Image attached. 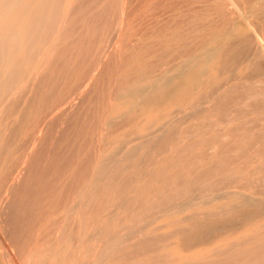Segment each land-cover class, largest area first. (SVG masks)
Here are the masks:
<instances>
[{
    "label": "rangeland",
    "instance_id": "374dc122",
    "mask_svg": "<svg viewBox=\"0 0 264 264\" xmlns=\"http://www.w3.org/2000/svg\"><path fill=\"white\" fill-rule=\"evenodd\" d=\"M220 1H43L47 12L51 10L50 13L57 15L56 23L50 29L46 28V32H52L50 39L44 41L42 51L30 56V69L23 73V76L27 75L16 77L11 86L13 89L10 88L0 100V206L3 205L0 213L8 204L0 214V264H264V100H254L259 103V109L253 108L252 113V103L247 101L251 94L264 92V75H261L262 78L256 76L253 65L256 61L260 62L259 68L264 71V63L254 54V49L236 56L241 59L236 58L233 60L235 64L232 62L234 66L230 64L225 69L228 75L225 71L219 73L217 80L222 85L230 81V87L222 91V85L219 87L220 83L216 81L221 91L215 99H208L206 92H203L205 97L200 96L203 93L199 95L203 85L195 96L192 93L188 97L184 105L188 109L181 118L169 122V126L165 125L160 130L164 132L154 135L157 137L149 141L147 134L143 137L142 133L135 132L126 138L129 141L125 143V139L120 142L121 135L115 133L117 130L119 133V128L125 126L126 122L129 123L126 108L130 104L135 105L144 96L147 88L143 87L152 82V78L156 80L155 77L164 76L172 66L196 59L200 50L218 51L216 53L220 55L225 48L228 49V42L214 46V38L210 40L212 37L196 44L195 34L187 31H190L188 25L195 16L205 12L215 25L218 23L217 27L220 26L218 9L225 11L228 17L244 16V19H239L242 22L253 20L258 24L264 18V0H236L239 4L235 0L234 4ZM257 5L262 10L259 11ZM233 9H238L240 13ZM186 23L187 30L184 29ZM176 26L182 27L187 36ZM216 26L200 29L201 32L206 29L204 37L213 34L218 37L224 29ZM164 29L167 36L161 35ZM171 31H177L175 35L179 34V38L176 36V39ZM180 31L186 38L180 37ZM172 37L177 43L171 40L177 46L174 45L175 50L169 48L173 49L170 46L173 44L168 40ZM185 39L194 43L191 45ZM110 41L115 46L109 50ZM50 43L52 49L47 50ZM149 47L153 49V54L157 53L160 62L150 52L148 54L153 58L145 56ZM140 49L147 50L137 55ZM189 53L194 54L191 56ZM126 58H129V62ZM209 58L208 55L202 56L199 62L205 61L203 66L202 62H197L200 66L195 63L188 73H196L198 69L195 78L199 77ZM150 61L153 65H150ZM145 64L149 66L148 69ZM150 66L157 68L151 69ZM123 68L128 69L127 72ZM127 76L128 79L134 78L126 81ZM200 97L207 100L203 102L199 100ZM118 99L126 101L123 104ZM117 105L124 107L123 116L119 115L121 110L114 111ZM246 109H249L248 112ZM254 110L258 112L254 113ZM113 116L121 123L115 122ZM134 141L138 144L134 145ZM120 143L123 145L120 146ZM105 144L109 146L106 148ZM110 148L117 151L113 152ZM102 163L107 166H102ZM157 177L160 178L156 180ZM218 194L223 197L217 201L211 200ZM195 202H202L199 205L203 209ZM204 208L212 210L207 209L205 213L202 212ZM175 210L179 212L175 213ZM167 212H174L177 220H163L162 225L168 224L163 225L162 229L159 222L158 226L155 225L157 230L154 227L131 234L133 242L129 243L128 239V242L113 249L101 250L112 235L113 238L117 235L123 237L125 233L119 235L120 232ZM3 220L6 223L1 226ZM207 223H213V227H208ZM204 225L214 232L211 230V233ZM3 241L8 245L5 243V246ZM3 245L5 248H2ZM93 248H101V251L97 253V249ZM93 258H96L95 262Z\"/></svg>",
    "mask_w": 264,
    "mask_h": 264
},
{
    "label": "bare ground",
    "instance_id": "6f19581e",
    "mask_svg": "<svg viewBox=\"0 0 264 264\" xmlns=\"http://www.w3.org/2000/svg\"><path fill=\"white\" fill-rule=\"evenodd\" d=\"M44 1V0H43ZM43 1L42 0H0V100L4 97V94H7L9 91H10V88H11V90L13 89L11 86H13V84L15 83L14 81H15V79H16V77H18L19 75H22L23 76V73H25V70L26 71H28L30 68L28 67L29 66V63L30 64H32L30 61V56L33 54V53H37L38 54V51H42V47L44 46L43 45V43H45L47 40H49L50 39V33H52V32H50V31H48V29H50V27L54 24V23H56L55 21H56V14L53 12V14L52 13H50L51 12V10H50V12H47L48 10H46V7L45 6H43ZM46 2H47V0H45ZM50 2L52 1V0H49ZM197 1H199V0H197ZM217 0H215V2H216ZM222 1V0H221ZM221 1H220V3H221ZM224 1V0H223ZM226 1H228V2H230V3H232V4H234L233 3V0H226ZM236 1V0H235ZM125 2V1H124ZM206 2V1H205ZM209 2V1H208ZM237 2V1H236ZM235 2V3H236ZM214 3V2H213ZM224 3V2H223ZM230 3H228V6H231V4ZM238 3V2H237ZM246 4H247V2H245ZM249 3V2H248ZM50 4V3H49ZM227 4V3H226ZM230 4V5H229ZM239 4V3H238ZM48 5V4H47ZM216 5V4H215ZM220 5V4H219ZM223 5H225V4H223ZM263 5V4H262ZM51 6V5H50ZM53 6H54V4H53ZM238 6V5H237ZM258 6V5H257ZM234 7V6H233ZM236 7V6H235ZM232 8V7H231ZM258 9H259V11H260V9L261 8H259V6L257 7ZM50 9V8H49ZM199 9V8H198ZM202 9V8H201ZM255 9H256V7H255ZM206 10V9H205ZM219 10V13L220 14H218L220 17L218 18V19H220V21H219V25L220 26H222L221 28H223L224 29V31L222 32V33H220V35H218V37L216 36V35H210V36H206V37H204V31L206 30H204L203 31V29H202V32H201V27H204V26H208V27H210V26H213V27H215L218 23H216V25H215V23H213V21H211V19L210 18H208V16H207V14H200V15H197V16H195L193 19H192V21H190V25H188V26H190L189 28H190V31H189V29H188V26H187V23L185 24V26H186V28L184 27V29H188L187 31L190 33V32H192V33H194L195 34V36L196 37H194V38H196L197 39V42H196V44L198 43V41H200V40H202V39H204V38H206L207 40H209V38L210 37H212V38H210V40H212L213 38H214V40H212L213 42L212 43H214L213 45L214 46H222V44L223 43H229V46H228V49H226L225 48V51H223L220 55L219 54H217L216 52H218V51H208V50H200V48L198 47V45L196 46V48L198 47L199 49H198V51H199V54H198V57L196 58V59H190V60H185L186 62L182 65V63H181V65L179 64V65H174V66H172V68H169V72L167 71L166 72V74L164 75V76H162V77H155V78H157L156 80H154V78H152V82H149V84L148 85H146V86H144L143 87V85H141V86H139V88H140V90H141V88L143 87V88H147L146 90H145V92H144V96L141 98V99H136V100H138V101H136V103H135V105H132V104H130L131 106L130 107H128V108H126L127 110L125 111L124 109H122V108H124V107H122L121 108V105H117L115 108V110L114 111H117V112H120V110H121V114H119V115H122V110H124L125 111V113H128L129 115V117H128V119H130V121H129V123H127L126 122V125L124 126H122V127H120L119 129V133H117V131L115 132L116 134H120L121 135V137L119 138V141L121 140H123V139H125V143H126V141H127V143H128V141L129 140H126V138L130 135V134H132V133H137V134H144V135H142L141 134V136H145L146 134L148 135L147 136V139L150 141L153 137L155 138V137H157L158 136V133H160V132H164L163 130L162 131H160L161 129H163V127L166 125H168L169 124V122H172V121H174V120H176L177 118H181V116H182V114L188 109V107L187 106H185L186 108H184V105H185V103L187 102L186 100L188 99V97L193 93V95L195 96L197 93H198V91L201 89V87H203V85H205L203 88H202V90L203 91H201L200 90V93H199V95L201 94V93H203V92H206L207 94H209V98H208V96H207V98L208 99H212V98H216V95H217V93H219L220 91H221V89H218L217 87V85L220 83L218 80H217V78H219V76H220V72L222 71H225V69L227 70V67L229 68V65L230 64H232V62L234 63V61L233 60H235L236 58H240V57H236V56H240V55H245V54H247V53H250V51L252 50V49H254V50H252V51H254V54H256L257 55V57L259 58V59H261V61H262V64L264 63L263 61H264V18H262L261 19V22L260 23H258V24H256L255 22H252V21H246V20H244V21H246V22H242L241 20H239L240 18H242V19H244L243 17H240V18H236V17H238V16H235V17H228L227 16V14H226V12L225 11H222L221 9H218ZM224 10V9H223ZM228 10V9H227ZM234 10V9H233ZM232 10V11H233ZM236 10H238V9H236ZM236 10H234V11H236ZM262 10V9H261ZM123 11V10H122ZM228 11H230V9L228 10ZM231 12V11H230ZM246 12V11H245ZM258 12V11H257ZM181 13V12H180ZM198 13V12H197ZM238 13H240L239 12V10H238ZM248 13V12H247ZM216 14H217V12H216ZM232 15L234 14V13H231ZM244 14V13H243ZM264 14V13H263ZM122 15H123V12H122ZM241 15H242V13H241ZM250 15V14H249ZM261 15V14H260ZM180 16V15H179ZM262 16V15H261ZM124 17V16H123ZM166 17V16H165ZM172 17V16H171ZM125 18H126V13H125ZM175 18H176V16H175ZM185 18V17H184ZM260 18V17H259ZM124 19V18H123ZM27 20H32V21H34V22H31V21H29V22H27ZM248 20H250V19H248ZM259 20V19H258ZM59 21V20H58ZM125 21L126 20H124V24H126L125 23ZM189 21V20H188ZM160 23V22H159ZM168 24V23H167ZM215 26H214V25ZM181 25V24H180ZM182 26V25H181ZM220 26H218V27H220ZM49 27V28H48ZM167 27V26H166ZM165 27V28H166ZM175 27V26H174ZM173 27V28H174ZM180 26H176V28H178L179 30H183L184 31V29L181 27V28H179ZM207 27V28H208ZM217 26H216V28H218ZM46 28H48L47 29V31L49 32H46ZM171 28H172V26H171ZM176 28L174 29V30H176ZM206 28V27H205ZM163 29V28H162ZM125 30V29H124ZM169 30H172V29H169ZM207 30H210V29H207ZM212 30V29H211ZM214 30V29H213ZM183 31H180V33L181 32H183ZM161 32H162V34H161ZM160 33H158V34H161L162 36L163 35H166V33H167V30H163V31H161ZM171 32H173V34L175 35L176 33L175 32H177V31H171ZM185 32V35H186V31H184ZM189 33H187V34H189ZM157 34V35H158ZM172 34V36H174ZM216 34V33H215ZM120 35V34H119ZM160 35V36H161ZM179 34H177V35H175V37L176 36H178ZM184 35V33H183V35H182V33L180 34V37L182 36V37H185L186 38V36ZM205 35H208L207 33H205ZM154 36H155V34H154ZM161 36V37H162ZM167 36V35H166ZM189 36H191V34L190 35H188V37ZM160 37V38H161ZM169 37V36H168ZM175 37H172V39H170V38H168V40H173V38H175ZM209 37V38H208ZM158 38V37H157ZM159 38V39H160ZM164 38V37H163ZM178 38H179V36H178ZM193 38V39H194ZM176 39H177V37H176ZM191 39V38H190ZM46 40V41H45ZM53 41H54V39H52ZM183 40H184V38H183ZM182 40V41H183ZM186 40V39H185ZM205 40V39H204ZM45 41V42H44ZM53 41H51L52 43H53ZM114 41V40H113ZM113 41L111 42V46L109 47V50L110 49H113ZM165 41V40H164ZM179 42H180V39L178 40ZM186 41H190V40H186ZM192 41V40H191ZM196 41V40H195ZM150 42V41H149ZM166 42V41H165ZM173 42H175L176 43V41H174L173 40ZM172 41L170 42V44H173V45H170V46H173V49H171V47H169L168 45H166L167 46V48L169 47L170 48V50H175L174 48H175V46H176V44H174ZM193 42V41H192ZM192 42H189V44H191ZM209 42H211V41H209ZM124 43V42H123ZM158 43V42H157ZM161 43V42H160ZM159 43V44H160ZM162 43H163V40H162ZM194 43V42H193ZM202 43V42H201ZM47 44H48V42H47ZM184 44H186L185 42H184ZM188 44V43H187ZM186 44V45H187ZM188 44V45H189ZM203 44H205L204 43V41H203ZM203 44H201V45H203ZM211 44V43H210ZM156 45V44H155ZM164 45V44H163ZM175 45V46H174ZM185 45V46H186ZM192 45V44H191ZM200 45V46H201ZM53 46V45H52ZM115 46V45H114ZM185 46H184V49H185ZM190 46V45H189ZM177 47V46H176ZM194 47V46H193ZM51 48V43H50V46H49V48H47V50H49ZM118 48V47H117ZM154 48V47H153ZM160 48V47H159ZM162 48V47H161ZM187 48H189L188 46H187ZM190 48H191V46H190ZM205 48V47H204ZM52 49V48H51ZM144 49V48H143ZM193 49V48H192ZM202 49V48H201ZM207 49V48H206ZM147 50V49H146ZM146 50H138V52L139 53H137V55H140L142 52H144V51H146ZM150 50V51H149ZM153 50V49H152ZM152 50H151V47H149V49L147 50V52H146V55L145 56H149L150 55V53H152ZM157 50H159L158 48H157ZM213 50V49H212ZM113 51V50H112ZM163 51V48L161 49V52ZM178 51V50H177ZM192 51H194V50H192ZM192 51H190V52H192ZM106 52H108V49H107V51ZM111 52V51H110ZM148 52H150L149 54H148ZM156 52V51H155ZM158 52V51H157ZM188 52H189V50H188ZM188 52H186V53H188ZM197 52V51H196ZM195 52V53H196ZM174 53H175V51H174ZM180 53V52H179ZM104 54H106V53H104ZM110 54H112V52L110 53ZM109 54V55H110ZM144 54V53H143ZM163 55L165 54V53H162ZM162 54H160V55H162ZM176 54V53H175ZM182 54V53H181ZM190 54V53H189ZM191 54H194V53H191ZM190 54V55H191ZM136 55V56H137ZM157 56V60H158V55H157V53L156 54H153L152 53V56ZM166 55V54H165ZM171 55V54H170ZM204 55H208V57H210L209 58V61L206 63V64H204V65H206V67H204V68H202V73H201V75L199 76V77H197V78H195L196 77V75L195 74H197V71H198V69L195 71L196 73H188V72H191V68L195 65V63H197V62H199V60L202 58V56H204ZM217 55H219V57H218V59H215L216 58V56ZM34 56V55H33ZM51 56V55H50ZM127 56V55H126ZM130 56V55H129ZM128 56V57H129ZM154 56V57H155ZM169 56V55H168ZM192 56V55H191ZM195 56V55H194ZM32 57V56H31ZM48 57V56H47ZM47 57H46V59H47ZM139 57V56H138ZM142 57H143V55H142ZM149 57H151V56H149ZM148 57V58H149ZM166 57V56H165ZM174 57V56H173ZM176 57V56H175ZM185 57V56H184ZM196 57V56H195ZM248 57V56H247ZM252 57V56H251ZM257 57H255V58H257ZM121 58V57H120ZM151 58H153V57H151ZM150 58V59H151ZM160 58H161V56H160ZM164 58V57H163ZM167 58V57H166ZM186 58V57H185ZM253 58V57H252ZM72 59V58H71ZM102 59V58H101ZM127 59V58H126ZM129 59V58H128ZM127 59V61L129 62V60ZM136 59V58H135ZM145 59V58H144ZM168 60H169V57L167 58ZM166 59V60H167ZM171 59V58H170ZM177 59H180V58H177ZM204 59V58H203ZM206 59V58H205ZM215 59V60H214ZM241 59V58H240ZM239 59V60H240ZM258 59V60H259ZM30 60V61H29ZM33 60V59H32ZM77 60V59H76ZM138 60V59H137ZM148 60V59H147ZM146 60V61H147ZM152 61L154 60V59H151ZM165 60V59H164ZM214 60V61H213ZM217 60V61H216ZM238 60V62H240ZM126 61V62H127ZM133 61V60H132ZM135 61V60H134ZM159 62H160V60H158ZM162 62L161 63H163V60H161ZM176 61H178V60H176ZM183 61V60H182ZM215 61H216V63H215ZM237 61V60H236ZM235 61V62H236ZM242 61V60H241ZM123 62V61H122ZM154 63H155V61H153ZM152 62V63H153ZM179 62V61H178ZM202 62V61H201ZM201 62H199V63H201ZM203 62H205V61H203ZM203 62H202V66H203ZM213 62H214V65H211V64H213ZM244 62V61H243ZM243 62H241V63H243ZM33 63H35V62H33ZM140 63V62H139ZM144 63V62H143ZM148 63H149V61H148ZM147 63V64H148ZM151 63V61H150V65H153ZM168 63V62H167ZM176 63V62H175ZM259 63L260 62H258V61H256V62H254V64L253 65H255V71H256V76H260L261 78H262V76L261 75H264V71L262 70V68L260 69L259 68ZM45 64V63H44ZM125 63L123 62V65H124ZM156 64V63H155ZM154 64V65H155ZM176 64H178V63H176ZM235 64V63H234ZM129 65V64H128ZM131 65V64H130ZM134 65V64H133ZM132 65V66H133ZM157 65V64H156ZM164 65H166V64H164ZM163 65V66H164ZM171 65V64H170ZM196 65H198V63L196 64ZM248 65H249V63H248ZM260 65H261V63H260ZM141 66H142V64H141ZM145 66H147L146 64H145ZM144 66V67H145ZM168 66V65H167ZM198 66H200V65H198ZM232 66H234L233 64H232ZM240 66V65H239ZM244 67H245V64L243 65ZM242 66V67H243ZM251 66H252V64H251ZM250 66V67H251ZM46 67V66H45ZM125 67V66H124ZM131 67V66H130ZM148 67L149 66H147V69H148ZM152 66H150V68H151ZM197 67V66H196ZM242 67H239L241 70L243 69ZM249 67V68H250ZM29 68V69H28ZM126 68V67H125ZM127 68H129V67H127ZM132 68V67H131ZM152 68H154V66L152 67ZM151 68V69H152ZM155 68H157V67H155ZM154 68V69H155ZM159 69H160V67H158ZM162 68V67H161ZM246 68H248V67H246ZM40 69V68H39ZM124 69V68H123ZM122 69V70H123ZM136 69V68H135ZM138 69V68H137ZM151 69H149V71L151 70ZM168 69V68H167ZM196 69V68H195ZM237 69V68H236ZM239 69V70H240ZM125 71L126 70H128V69H124ZM131 70H133V69H131ZM139 70V69H138ZM156 70H158V69H156ZM164 70V69H163ZM166 70V69H165ZM200 70V69H199ZM231 70H232V68H231ZM233 70H235V68L233 69ZM240 70V71H241ZM245 69H243V71H244ZM143 71V70H142ZM160 71V70H159ZM159 71H156L157 73L159 72ZM243 71H241L242 72V74H243ZM250 71V70H249ZM254 71V72H255ZM127 72V71H126ZM129 72V71H128ZM130 72H132V71H130ZM129 72V73H130ZM134 72H136V70L134 71ZM139 72V71H138ZM227 71H225V74H227L226 73ZM142 73V72H141ZM154 73V72H153ZM164 73V72H163ZM198 73H200V72H198ZM127 74V73H126ZM135 74V73H134ZM133 74V75H134ZM138 74V76L140 75L139 73H136V75ZM144 74V73H143ZM152 74V73H151ZM161 74H162V72H161ZM224 74V75H225ZM229 74V73H228ZM227 74V75H228ZM234 74V73H233ZM232 74V75H233ZM252 74H253V72H252ZM27 75V74H26ZM25 74H24V76L23 77H25L26 76ZM123 74L121 73V76H122ZM125 75V74H124ZM219 75V76H218ZM226 75V76H227ZM240 75V74H239ZM38 76V75H37ZM120 76V77H121ZM137 76V79H139V77ZM234 76H236L235 74H234ZM233 76V79L235 78ZM252 76H254V74L252 75ZM126 77V76H125ZM130 77H131V74H130ZM143 77V76H142ZM230 78H232L231 76H229ZM237 77V76H236ZM249 77V76H248ZM20 78V77H19ZM22 78V77H21ZM28 78V77H27ZM92 78V77H91ZM122 78V77H121ZM134 77H132V79H133ZM225 78H227L228 79V77H225ZM224 78V79H225ZM238 78H239V76H238ZM237 78V79H238ZM242 78V77H241ZM251 78V77H250ZM264 78V77H263ZM130 79V81H132V79L131 78H129ZM128 79V76H127V78H126V81H128L129 80ZM227 79H225V80H227ZM246 79H247V77H246ZM246 79H244V80H246ZM249 79V78H248ZM247 79V80H248ZM17 80H19L18 78H17ZM148 80V79H147ZM231 80V79H230ZM250 80V79H249ZM219 82L218 84H217V82ZM242 81V80H241ZM225 82V81H224ZM228 82H230V81H228ZM227 81H226V84H221L220 83V85H219V87L220 88H223V90L222 91H224L226 88H227V86L228 87H230L229 85V83H228ZM17 83V82H16ZM120 83V82H119ZM119 83H118V85H119ZM125 83V82H124ZM142 83V82H141ZM146 83V82H145ZM240 83H242V82H240ZM217 84V85H216ZM234 84V83H233ZM125 85H126V83H125ZM131 85V84H130ZM214 85H216V87L214 86ZM235 85V84H234ZM234 85H231V86H234ZM237 85V84H236ZM235 85V86H236ZM238 85H239V83H238ZM121 86V85H120ZM129 86V85H128ZM235 86H234V88H235ZM123 87V86H122ZM125 87V86H124ZM126 89H127V86L125 87ZM205 88V89H204ZM137 89V88H136ZM232 89V88H231ZM254 89V88H253ZM124 90V89H123ZM144 90V89H143ZM142 90V91H143ZM205 90V91H204ZM38 91V90H37ZM89 91V90H88ZM139 91V90H138ZM7 92V93H6ZM128 92H130V91H128ZM140 93V92H139ZM143 93V92H142ZM205 93V94H206ZM85 94V93H84ZM132 94V93H131ZM119 95V94H118ZM123 95H125V94H123ZM128 95H130V93L128 94ZM11 96V95H10ZM138 96V95H137ZM201 97L202 96H204V93H203V95L201 94L200 95ZM218 96V95H217ZM9 97V96H8ZM115 97V96H114ZM124 97V96H123ZM127 97V96H126ZM201 97H200V99L199 100H201ZM205 97V96H204ZM6 98V97H5ZM4 98V99H5ZM121 98V97H120ZM134 98H136V97H134ZM138 98V97H137ZM214 98V99H215ZM248 98L249 99H247V101L249 100L250 102L249 103H252L251 104V107L252 108H250V110H251V113H252V109L253 108H257L258 107V109H259V106H258V104L259 103H257V101L258 100H260L261 102H263L262 100H264V92L262 91L261 93H254V94H251V96L249 97L248 96ZM124 99V98H123ZM206 99V98H205ZM204 98H203V100H205ZM262 99V100H261ZM203 100H201V101H203ZM207 100V99H206ZM217 100V99H216ZM215 100V101H216ZM254 100H257L256 101V103L254 102ZM3 101V100H2ZM118 101H120V103H123L124 104V101H126V100H123L122 102H121V100H119L118 99ZM190 101H191V99H190ZM189 101V102H190ZM253 101V102H252ZM192 102V101H191ZM204 102V101H203ZM245 102V101H244ZM71 103V102H70ZM134 103V102H133ZM196 103V102H195ZM246 103V102H245ZM248 103V102H247ZM137 104V105H136ZM199 104V103H198ZM261 104V103H260ZM126 105V104H125ZM188 105H191V104H189L188 103ZM264 105V104H263ZM60 106V105H59ZM63 106V105H62ZM69 106V105H68ZM74 106V105H73ZM123 106V105H122ZM70 107H72V104H71V106ZM126 107V106H125ZM193 107V106H192ZM213 107V106H212ZM216 107V106H215ZM214 107V108H215ZM219 107V106H218ZM247 107H248V105H247ZM60 108V107H59ZM66 108V107H65ZM68 108V107H67ZM75 108V107H74ZM114 108V107H113ZM243 108H245V107H243ZM51 109V108H50ZM220 109V108H219ZM57 110V109H56ZM71 110V109H70ZM248 110L249 109H246V112H248ZM6 111V110H5ZM60 111V110H59ZM63 111V110H62ZM113 111V112H114ZM190 111V110H189ZM194 111V110H193ZM255 111H257L258 112V110H254V113H255ZM53 112V111H52ZM57 112V111H56ZM116 112V113H117ZM246 112L244 113V114H246ZM250 112V111H249ZM60 113V112H59ZM115 113V112H114ZM124 113V114H125ZM264 113V112H263ZM54 114H55V112H54ZM62 114V113H61ZM123 114V115H124ZM115 115V114H114ZM122 115V116H123ZM199 115V114H198ZM247 115V114H246ZM245 115V116H246ZM50 116V115H49ZM59 116V115H58ZM30 117V116H29ZM114 117V116H113ZM112 117V118H113ZM190 117V116H189ZM48 118H50V117H48ZM123 118V117H122ZM243 118V117H242ZM212 119V118H211ZM51 120V119H50ZM122 120V119H121ZM114 121L115 122H120L121 123V121L119 120V121H116L115 120V117H114ZM114 122V123H115ZM113 123V122H112ZM123 123V122H122ZM46 124V123H45ZM110 124H111V122H110ZM172 123H170V125H171ZM114 125H116V123L114 124ZM122 125V124H121ZM215 125V124H214ZM42 126V125H41ZM118 126V125H117ZM120 126V125H119ZM169 126V125H168ZM172 126V125H171ZM110 127V126H109ZM118 128V127H117ZM37 129H38V127H37ZM111 129V128H110ZM115 129V128H114ZM42 130V129H41ZM41 130H39V133L38 134H40V132H41ZM166 130H168V129H166ZM171 130V129H170ZM43 132V131H42ZM158 132V133H157ZM156 133H157V136H154V135H156ZM42 134V133H41ZM136 134V135H137ZM110 135V134H109ZM160 135V134H159ZM41 136H43V135H41ZM41 136H36V137H39V139L41 138ZM116 136V135H115ZM263 136V135H262ZM36 137H35V139H36ZM106 138H109V137H106ZM114 138V137H113ZM116 138V140H117V137H115ZM130 138V137H129ZM142 138V137H141ZM141 138H138V140L139 139H141ZM24 139V138H23ZM131 139V138H130ZM157 139V138H156ZM38 140V139H37ZM113 140H115V139H113ZM112 140V141H113ZM132 140V139H131ZM130 140V141H131ZM146 140V139H145ZM40 141V140H39ZM106 141H109V140H106ZM120 141V142H121ZM136 141V140H135ZM135 141L133 142V144L135 143ZM141 141V140H140ZM149 141H147V142H149ZM204 141V140H203ZM117 142V141H116ZM132 142V141H131ZM130 142V143H131ZM106 143V142H105ZM144 143V142H143ZM146 143V142H145ZM35 144H37V143H35ZM107 144H108V142H107ZM107 144H105V146L107 145ZM115 144V143H114ZM121 144V145H120ZM119 145L120 146H122L123 144L122 143H120ZM132 144V145H133ZM135 144H138V143H135ZM134 144V145H135ZM150 144V143H149ZM32 145V144H31ZM130 145V144H129ZM128 145V146H129ZM132 145H130V146H132ZM142 145V144H141ZM208 145V144H207ZM109 145H107L106 146V148L108 147ZM114 146V145H113ZM116 146H117V144H116ZM119 146V147H120ZM129 146V147H130ZM137 146V145H136ZM31 147V146H30ZM33 147H34V145H33ZM32 147V148H33ZM110 147H112V146H110ZM119 147H118V150H119ZM141 147V146H140ZM105 148V147H104ZM142 148V147H141ZM217 148V147H216ZM112 149V150H111ZM115 149H117V147L115 148ZM129 149V148H128ZM130 149H132V147L130 148ZM214 149V148H213ZM28 150H30V149H28ZM110 150L111 151H113L114 149L113 148H110ZM121 150V149H120ZM119 150V151H120ZM134 150V149H133ZM32 151V150H31ZM105 151V150H104ZM111 151L109 152V153H111ZM117 151V150H116ZM115 150L113 151V152H116ZM123 151V150H122ZM30 151H28L27 153H29ZM104 153V152H103ZM108 153V154H109ZM106 154V153H105ZM113 154V153H112ZM112 154H110V155H112ZM115 154V153H114ZM135 154V153H134ZM27 155V154H26ZM119 156H120V154H119ZM111 157H113V156H111ZM148 158V157H147ZM106 159V158H105ZM105 159H103L104 161H105ZM109 159H110V157H109ZM107 160H108V158H107ZM25 160H24V158H23V161L22 162H24ZM109 161V160H108ZM108 163V162H107ZM117 163H119L118 161H117ZM145 163V162H144ZM23 164V163H22ZM22 164H21V166H22ZM103 164L105 165V163H102V166H103ZM114 164V163H113ZM112 164V165H113ZM116 164V163H115ZM264 164V163H263ZM111 165V164H110ZM119 165V164H118ZM123 165V164H122ZM24 166V165H23ZM105 166H107V165H105ZM19 168V167H18ZM116 168V167H115ZM17 170V169H16ZM19 170V169H18ZM15 171V170H14ZM115 171H116V169H115ZM114 171V172H115ZM104 172V171H103ZM21 173V172H20ZM100 173V172H99ZM112 173V172H111ZM117 174V173H116ZM13 175V174H12ZM113 175V174H112ZM15 176V175H14ZM18 177H19V175H18ZM17 177V178H18ZM21 177V176H20ZM198 177V176H197ZM13 178V177H12ZM160 178V177H159ZM158 177L156 178V180L157 179H159ZM199 178V177H198ZM227 178V177H226ZM165 179V178H164ZM240 179V178H239ZM15 180H17V179H15ZM103 180V179H102ZM120 180V179H119ZM263 180V179H262ZM98 181V180H97ZM101 181V180H100ZM160 181H162L161 179H160ZM232 181V180H231ZM234 181V180H233ZM102 182V181H101ZM103 183V182H102ZM224 183V182H223ZM124 184V183H123ZM198 184V183H197ZM263 184V183H262ZM80 185V184H79ZM10 186H12V185H10ZM122 186H124V185H122ZM226 186V185H225ZM12 188V187H11ZM81 188V187H80ZM125 188H126V186H125ZM8 191H9V188L7 189ZM97 190V189H96ZM257 190V189H256ZM10 192V191H9ZM95 192V191H94ZM97 192V191H96ZM116 192V191H115ZM259 192V191H258ZM263 192V191H262ZM99 193V192H98ZM6 194V193H5ZM2 195V194H1ZM4 195V194H3ZM122 195V194H121ZM139 195V194H138ZM141 195V194H140ZM236 195H234V197H235ZM1 197V196H0ZM8 197V196H7ZM223 196L221 195V194H218L217 196H215V197H212V199L211 200H218L219 198H222ZM227 197V196H226ZM233 197V196H232ZM239 197V196H238ZM138 198H139V196H138ZM228 198V197H227ZM237 198V197H236ZM243 198V197H242ZM8 199V198H7ZM233 199V198H232ZM231 199V200H232ZM237 200V199H236ZM261 200V199H260ZM4 201H5V199H4ZM121 201V200H120ZM210 201V200H209ZM5 202H7V200L5 201ZM19 202V201H18ZM260 202H262V201H260ZM263 202H264V200H263ZM3 203V202H2ZM196 203V205L197 206H200L199 208L201 209L202 207V205H199V203H201L202 204V202H195ZM257 203V202H256ZM255 203V204H256ZM259 203V202H258ZM76 204V203H75ZM222 204V203H221ZM220 204V205H221ZM243 204V203H242ZM261 205H262V203H260ZM259 204V205H260ZM264 204V203H263ZM8 204H5L4 205V208H3V211L2 212H4V210H6L7 209V206ZM244 205V204H243ZM192 206H194L195 207V205H192ZM191 206V207H192ZM210 207H211V205H209ZM215 206H217V205H215ZM214 206V207H215ZM257 206V205H256ZM0 207H3V205L2 206H0ZM5 207H6V209H5ZM218 207H220V206H218ZM250 207V206H249ZM187 207H185V209H186ZM188 208H189V206H188ZM212 208H213V204H212ZM216 208V207H215ZM229 208V207H228ZM1 210H2V208H0ZM54 209V208H53ZM100 209V208H99ZM181 209V208H180ZM179 209V210H180ZM195 209H197V208H195ZM203 209V208H202ZM205 209V208H204ZM208 209V211H210V210H212V209H210V208H207ZM207 209H205L204 211H202V212H208L207 211ZM210 209V210H209ZM198 210V209H197ZM230 210V209H229ZM176 212L175 213H178L179 211H177V210H175ZM193 211V210H192ZM223 211V210H222ZM264 211V210H263ZM2 212L0 213V214H2ZM195 212V211H194ZM238 212V211H237ZM251 212V211H250ZM249 212V213H250ZM115 213V212H114ZM164 213V212H163ZM168 213V212H167ZM210 213V212H209ZM208 213V214H209ZM217 213V212H216ZM216 213H214V214H216ZM5 214V213H4ZM3 214V215H4ZM156 214V213H155ZM161 214V213H160ZM212 214V213H211ZM232 214V213H231ZM253 214H254V212H253ZM88 215V214H87ZM98 215V214H97ZM113 215V214H112ZM154 215V214H153ZM157 215V214H156ZM162 215V214H161ZM155 216V217H152L151 219H148L146 222H143V223H139V225H137V226H134V227H132V228H130V229H127L126 231H122V233L120 232L119 233V235H121V234H123V233H125V235L123 236V237H119L118 235H117V237L115 236L114 238L112 237H110V239L109 240H107L106 242H105V244H103V246H102V249L101 248H96L97 249V253L99 252L98 250H104V248L105 249H113L115 246L117 247V245H119V244H121V243H125V242H128L127 240L129 239V243L132 241L133 242V240H134V238H132V236L133 235H131V234H133L134 233V235H135V233H140V232H142V231H149V230H151L152 228H154V227H156V228H154V230H157V226H158V223L160 222L161 224H159V225H161V228L160 229H162L163 227V225L165 226V224L166 223H163V225H162V222L161 221H163V220H165L164 222H167V220H172V219H176V217H178V216H174V212L172 213H168V214H163L162 216ZM190 215V214H189ZM218 215V214H217ZM224 215H226V214H224ZM85 216V215H84ZM192 216V215H191ZM254 216V215H253ZM256 216V215H255ZM257 216H258V213H257ZM5 217V216H4ZM1 218H3L2 216H1ZM71 218V217H70ZM87 218V217H86ZM183 218V217H182ZM241 218V217H240ZM250 218V217H249ZM147 219V218H146ZM196 219V218H195ZM224 219V218H223ZM246 219V218H245ZM170 220H169V222H170ZM177 220V219H176ZM215 220V219H214ZM216 220H217V218H216ZM242 220H244V219H242ZM250 220V219H249ZM1 221H2V219H1ZM10 221V220H9ZM173 221V220H172ZM179 221V220H178ZM206 222V221H205ZM221 222V221H220ZM224 222H226V221H224ZM6 222L3 220V222H2V225L1 226H4V224H5ZM216 223V222H215ZM1 224V223H0ZM168 224V223H167ZM166 224V225H167ZM192 224V223H191ZM208 224V223H207ZM207 224H206V226H207ZM211 224V223H210ZM217 224V223H216ZM219 224V223H218ZM9 225V224H8ZM155 225H157V226H155ZM169 225H171V224H169ZM184 225V224H183ZM194 225V224H193ZM212 225H213V223H212ZM212 225H209L208 224V227H211ZM99 226H100V224H99ZM205 226V225H204ZM203 226V227H204ZM206 226H205V228H206ZM219 226V225H218ZM220 226H221V224H220ZM223 226V225H222ZM8 227V226H7ZM92 227V226H91ZM97 227V226H96ZM105 227V226H104ZM185 227V226H184ZM206 228V229H210V228ZM213 227V226H212ZM211 227V228H212ZM5 228H6V226H5ZM204 228V229H205ZM218 228V227H217ZM217 228H215V230L217 229ZM219 229V228H218ZM1 230V229H0ZM163 230H165V229H163ZM176 230V229H175ZM213 232H214V230L213 229H211ZM211 230H209V231H211ZM158 231H159V229H158ZM181 231H183V230H181ZM207 231V230H206ZM205 231V232H206ZM212 231H211V233H212ZM219 231V230H218ZM163 232V231H162ZM165 232V231H164ZM195 232V231H194ZM216 232H217V230H216ZM0 233H1V231H0ZM6 232H4V233H2V234H5ZM147 233V232H146ZM145 233V234H146ZM150 233V232H149ZM186 233V232H185ZM207 233H209V232H207ZM187 234V233H186ZM200 234H202V232L200 231ZM150 235V234H149ZM0 236H2L1 234H0ZM106 236V235H105ZM154 236V235H153ZM160 236V235H159ZM165 236V235H164ZM198 236V235H197ZM201 236V235H200ZM130 237L133 239V240H131L130 239ZM135 237V236H134ZM169 237V236H168ZM199 237V236H198ZM100 238V237H99ZM105 238H107V237H104V239ZM108 239V238H107ZM166 239V238H165ZM248 239V238H247ZM0 240H1V237H0ZM4 240V239H3ZM106 240V239H105ZM136 240V239H135ZM151 240V239H150ZM240 240V239H239ZM246 240V239H245ZM5 241H6V239H5ZM0 242H2V240L0 241ZM4 242V241H3ZM101 242V241H100ZM250 242V241H249ZM252 242H253V240H252ZM251 242V243H252ZM6 242H4V244H5ZM95 243H97L96 241H95ZM99 243V242H98ZM156 243V242H155ZM251 243H250V245H251ZM7 245H8V243H6ZM6 244H5V246H6ZM100 244V243H99ZM247 244H249V243H247ZM107 245V246H106ZM174 245H175V243H174ZM243 246H244V244H242ZM246 245V244H245ZM65 246V245H64ZM4 247V245L2 246V248ZM98 247V246H97ZM5 248V247H4ZM6 248H9V246L8 247H6ZM73 248V247H72ZM150 248V247H149ZM163 248V247H162ZM93 249H95V248H93ZM95 249V250H96ZM254 249V248H253ZM8 250V249H7ZM6 250V251H7ZM14 250V249H13ZM100 250V251H101ZM150 250H151V248H150ZM153 250V249H152ZM155 250V249H154ZM9 251V250H8ZM70 251V250H69ZM107 251V250H106ZM96 252V251H95ZM93 253V252H88V253H90V254H97V253ZM229 252V251H228ZM227 252V253H228ZM68 253V252H67ZM101 253V252H100ZM224 253V252H223ZM226 253V254H227ZM74 254V253H73ZM115 254V253H114ZM119 254V253H118ZM16 255V254H15ZM120 255V254H119ZM219 255H220V253H219ZM222 255V254H221ZM224 255V254H223ZM55 256V255H54ZM83 256V255H82ZM92 256V255H91ZM116 257L118 256V255H115ZM214 256V255H213ZM120 258H121V256H119ZM209 257V256H208ZM43 258V257H42ZM53 258V257H52ZM54 258H56V257H54ZM62 258V257H61ZM72 258V257H71ZM228 258V257H227ZM76 259V258H75ZM89 259H91V258H89ZM94 259V258H93ZM96 259V258H95ZM95 259H94V262H95ZM102 259V258H101ZM118 259V258H117ZM233 259V258H232ZM20 260V259H19ZM42 260V259H41ZM40 260V261H41ZM62 260V259H61ZM9 261V260H8ZM70 261V260H69ZM82 261V260H81ZM83 261H84V258H83ZM93 261V260H92ZM200 261V260H199ZM10 262V261H9ZM15 262V261H14ZM52 262H54V261H52ZM88 262V261H87ZM161 262V261H160ZM159 263V262H158ZM13 264V263H12ZM24 264V263H23ZM55 264V263H54ZM70 264V263H69ZM74 264H75V262H74ZM96 264V263H95ZM220 264V263H219Z\"/></svg>",
    "mask_w": 264,
    "mask_h": 264
}]
</instances>
